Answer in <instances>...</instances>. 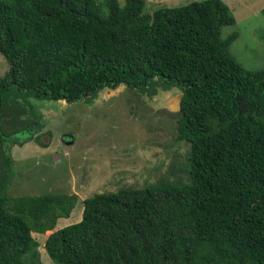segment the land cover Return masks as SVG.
<instances>
[{
    "label": "trees",
    "instance_id": "trees-1",
    "mask_svg": "<svg viewBox=\"0 0 264 264\" xmlns=\"http://www.w3.org/2000/svg\"><path fill=\"white\" fill-rule=\"evenodd\" d=\"M145 0H0V264H40L32 232L69 217L77 194L8 198L11 145L3 92L72 102L103 88L149 97L183 94L176 138L189 145L185 182L122 187L85 198L81 219L53 230L44 248L55 264H264V69L229 52L235 23L222 0L145 11ZM264 13V8L262 9ZM172 114V113H171ZM50 131L45 134L50 136ZM48 142H43L47 146Z\"/></svg>",
    "mask_w": 264,
    "mask_h": 264
},
{
    "label": "rangeland",
    "instance_id": "rangeland-1",
    "mask_svg": "<svg viewBox=\"0 0 264 264\" xmlns=\"http://www.w3.org/2000/svg\"><path fill=\"white\" fill-rule=\"evenodd\" d=\"M192 1L201 0H145V11L151 14L158 7ZM222 1L235 18L234 24L221 29L222 38L236 34L230 54L247 70L264 69V0ZM7 70V61L0 54V77ZM118 88L103 89L93 101L82 98L72 102L40 99L16 87L5 90V134L17 131L13 137L25 139L29 134L21 129L28 122H33L31 127L38 122L44 126L36 133L38 139L10 146L14 164L9 177L3 170L1 194L8 198L77 194L69 217L58 218L55 230L79 221L82 201L96 193L165 180L185 182L189 145L176 138V112L164 111L178 101L179 88L159 90L152 97L138 88ZM45 131H50V136ZM43 142L49 144L43 146ZM53 230L32 232L39 244L40 264H55L44 248Z\"/></svg>",
    "mask_w": 264,
    "mask_h": 264
},
{
    "label": "water",
    "instance_id": "water-1",
    "mask_svg": "<svg viewBox=\"0 0 264 264\" xmlns=\"http://www.w3.org/2000/svg\"><path fill=\"white\" fill-rule=\"evenodd\" d=\"M178 95H179V96L176 97V98H178V99H177L178 101H177L176 103L169 104V106L166 105V106H168V110L171 111V112H176V111L180 110L181 100H182V96H183V94H182L181 92H179ZM166 108H167V107H166ZM71 143H72V141H71Z\"/></svg>",
    "mask_w": 264,
    "mask_h": 264
},
{
    "label": "crops",
    "instance_id": "crops-1",
    "mask_svg": "<svg viewBox=\"0 0 264 264\" xmlns=\"http://www.w3.org/2000/svg\"><path fill=\"white\" fill-rule=\"evenodd\" d=\"M103 89L106 91V89H108V88H103ZM103 89H102V90H103ZM118 89H119V88H118ZM118 89H116V90H118ZM102 90H100L99 92H101ZM104 90H103V91H104ZM121 90H122V89L120 88L119 92H120ZM167 91H168V90H167ZM99 92H98V93H99ZM97 97H98V94H97V96H96L95 98H97ZM95 98H92V99H91V98H86V99H91V101H93ZM163 107H165V106H163ZM164 111H166V112L168 111V112H169V110H168L167 108H164ZM178 111H179V110H178ZM178 111H176V112H178ZM72 144H73V143H72ZM14 146H16V145H12L11 148H13Z\"/></svg>",
    "mask_w": 264,
    "mask_h": 264
},
{
    "label": "flooded vegetation",
    "instance_id": "flooded-vegetation-1",
    "mask_svg": "<svg viewBox=\"0 0 264 264\" xmlns=\"http://www.w3.org/2000/svg\"><path fill=\"white\" fill-rule=\"evenodd\" d=\"M72 137V136H71Z\"/></svg>",
    "mask_w": 264,
    "mask_h": 264
}]
</instances>
